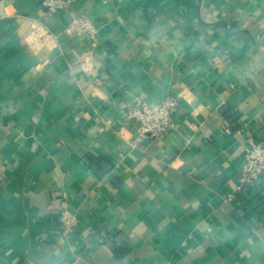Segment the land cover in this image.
Instances as JSON below:
<instances>
[{
	"label": "crops",
	"instance_id": "crops-1",
	"mask_svg": "<svg viewBox=\"0 0 264 264\" xmlns=\"http://www.w3.org/2000/svg\"><path fill=\"white\" fill-rule=\"evenodd\" d=\"M66 1L0 0V264H264V176L239 188L264 0ZM167 93L175 126L140 138L127 109Z\"/></svg>",
	"mask_w": 264,
	"mask_h": 264
},
{
	"label": "built area",
	"instance_id": "built-area-1",
	"mask_svg": "<svg viewBox=\"0 0 264 264\" xmlns=\"http://www.w3.org/2000/svg\"><path fill=\"white\" fill-rule=\"evenodd\" d=\"M41 5L49 12L55 13L65 10L66 0H41ZM65 30L69 32H95L94 25L84 16L72 17L66 24ZM178 106V97L167 93L158 102H148L137 96L126 111V120H132L137 125L140 138L158 137L170 132L175 126L174 113ZM260 176H264V143L246 139L243 148L242 167L239 174V188L245 184H251ZM229 199L230 196L228 195ZM59 227L65 234L74 231L77 224V214L62 207L58 211Z\"/></svg>",
	"mask_w": 264,
	"mask_h": 264
},
{
	"label": "trees",
	"instance_id": "trees-1",
	"mask_svg": "<svg viewBox=\"0 0 264 264\" xmlns=\"http://www.w3.org/2000/svg\"><path fill=\"white\" fill-rule=\"evenodd\" d=\"M223 115L229 120V121H234L236 119V117H234L233 114H230L228 112H222ZM95 162V161H94Z\"/></svg>",
	"mask_w": 264,
	"mask_h": 264
},
{
	"label": "clouds",
	"instance_id": "clouds-1",
	"mask_svg": "<svg viewBox=\"0 0 264 264\" xmlns=\"http://www.w3.org/2000/svg\"><path fill=\"white\" fill-rule=\"evenodd\" d=\"M7 11L9 12V14H11V12H12V9H11V8H9V9H7Z\"/></svg>",
	"mask_w": 264,
	"mask_h": 264
}]
</instances>
